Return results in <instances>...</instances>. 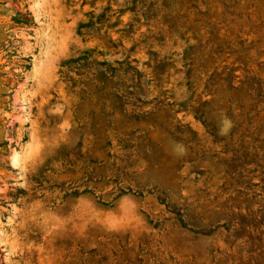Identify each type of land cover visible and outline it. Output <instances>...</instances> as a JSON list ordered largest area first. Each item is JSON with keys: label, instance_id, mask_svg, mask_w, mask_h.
<instances>
[{"label": "rangeland", "instance_id": "rangeland-1", "mask_svg": "<svg viewBox=\"0 0 264 264\" xmlns=\"http://www.w3.org/2000/svg\"><path fill=\"white\" fill-rule=\"evenodd\" d=\"M0 264H264V0H0Z\"/></svg>", "mask_w": 264, "mask_h": 264}]
</instances>
